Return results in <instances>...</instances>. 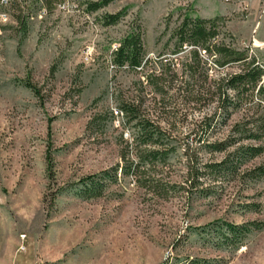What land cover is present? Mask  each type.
I'll return each mask as SVG.
<instances>
[{
    "label": "rangeland",
    "instance_id": "1",
    "mask_svg": "<svg viewBox=\"0 0 264 264\" xmlns=\"http://www.w3.org/2000/svg\"><path fill=\"white\" fill-rule=\"evenodd\" d=\"M91 1L97 0H54L44 8L41 0H19L28 15L23 25L13 0H0V13H8L7 20L0 16V260L13 252L29 264H264V177L251 173L264 165V153L227 172L208 166L236 147H205L236 123L259 121L264 92L207 132L215 108L198 94L202 81L182 79L190 48L173 54L175 40L165 30L167 16L180 7L219 17L220 39L249 49L264 67V0H114L90 11ZM126 7L120 22L105 23L106 14ZM137 23L148 62L142 70L117 67L114 51ZM212 62L203 53V76L240 67L218 70ZM175 71L180 77L171 82ZM161 73L164 93L146 78ZM181 80L193 91L179 89ZM121 100L141 103V116L162 127L171 153L165 163L145 167L148 187L121 175L102 197H79L76 182L123 164L121 151L133 141L134 123L118 113ZM191 172L202 175L200 185L190 183ZM251 221L261 227L238 243L216 233L225 222Z\"/></svg>",
    "mask_w": 264,
    "mask_h": 264
},
{
    "label": "trees",
    "instance_id": "2",
    "mask_svg": "<svg viewBox=\"0 0 264 264\" xmlns=\"http://www.w3.org/2000/svg\"><path fill=\"white\" fill-rule=\"evenodd\" d=\"M54 0H41L44 8L53 3ZM114 0H97L88 4V10L97 11ZM13 6L17 8L15 14L20 24H26V18L19 0H13ZM127 7L117 13H108L104 16L107 25L120 22L127 15ZM175 16L176 18L174 19ZM174 19V20H173ZM219 17L204 18L199 16L191 7L177 8L166 18L165 30L171 29V39L175 40V49L173 54H179L186 48H190V62L183 64L185 69L183 75L188 74L190 79L202 81L199 85L198 94L204 93L210 103L213 104L215 110L211 116L206 118V131H211L213 124H228L230 117L241 107L245 105V99H252L256 91L264 92L262 80L264 78V67L260 63L258 56L249 52V49H239L231 44H227L220 39L221 27L218 23ZM174 24V25H173ZM173 25V26H172ZM203 53L213 58V64L218 70L232 64H240L239 70L225 74H206L203 76L199 71L202 65ZM114 64L117 67L127 66L133 70H142L148 62L147 50L144 41V32L142 25L134 24L128 34L120 41L119 46L114 51ZM200 72V74H197ZM164 73L146 76L148 83L155 87L159 93H164L162 86L165 78ZM180 77L177 71L171 74V82L178 80ZM202 77V78H201ZM179 89L188 90L190 82L181 80ZM199 83V82H197ZM33 91L40 97V90L28 83ZM118 113L121 112L127 117L128 123H134L135 132L133 141H126L121 151L122 163H117L100 172L91 173L82 177L73 187L75 194L84 199H93L102 197L106 190L117 184L120 176H132L141 185L148 187L145 180V167L155 166L159 162H166L171 153V148L162 142L163 129L159 124H154L146 116H141L139 107L141 103L136 104L131 101L121 100L119 102ZM98 119V118H97ZM93 119L88 125L90 129L94 123ZM200 128L201 125H198ZM205 131V132H206ZM245 140H259L264 142V112L258 120H245L242 123H236L231 133L223 140L208 142L205 147L213 151H227L232 147H236L234 151L221 162L209 164L211 170L219 169L230 172L236 171L240 165L246 163L264 153V144H244ZM189 148H187L188 151ZM137 160H133L132 155ZM53 156L48 151L47 162L49 170L53 168ZM143 168V169H142ZM193 172V171H192ZM191 172L190 183L193 186L201 184V174ZM254 178L264 177V165L257 166L251 171ZM145 180V181H142ZM64 188L59 189L60 193ZM56 199V194L51 201ZM261 224L251 221L243 224L225 222L221 227L216 228V233L225 239H233L237 243L245 238L250 232L259 229Z\"/></svg>",
    "mask_w": 264,
    "mask_h": 264
},
{
    "label": "crops",
    "instance_id": "3",
    "mask_svg": "<svg viewBox=\"0 0 264 264\" xmlns=\"http://www.w3.org/2000/svg\"><path fill=\"white\" fill-rule=\"evenodd\" d=\"M0 264H29V261L27 256L23 254H19V253L14 254L13 252H10L5 254V260L4 261L0 260Z\"/></svg>",
    "mask_w": 264,
    "mask_h": 264
},
{
    "label": "built area",
    "instance_id": "4",
    "mask_svg": "<svg viewBox=\"0 0 264 264\" xmlns=\"http://www.w3.org/2000/svg\"><path fill=\"white\" fill-rule=\"evenodd\" d=\"M5 1H7V0H5ZM0 16L2 17L3 20H7V18H8V13H7V12H1V13H0ZM2 48H3V43H2V41L0 40V64H1L2 61H3Z\"/></svg>",
    "mask_w": 264,
    "mask_h": 264
}]
</instances>
